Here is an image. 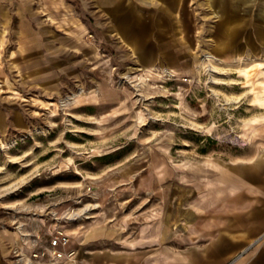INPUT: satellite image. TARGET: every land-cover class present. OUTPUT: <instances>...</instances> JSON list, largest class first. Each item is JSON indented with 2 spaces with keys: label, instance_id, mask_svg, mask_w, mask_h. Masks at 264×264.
<instances>
[{
  "label": "rangeland",
  "instance_id": "obj_1",
  "mask_svg": "<svg viewBox=\"0 0 264 264\" xmlns=\"http://www.w3.org/2000/svg\"><path fill=\"white\" fill-rule=\"evenodd\" d=\"M232 3L0 4V204L16 203L1 213L141 264H200L220 180L264 179V31L256 43L248 25L254 10L264 21V0ZM112 19L138 29L139 46ZM96 226L113 234L87 241Z\"/></svg>",
  "mask_w": 264,
  "mask_h": 264
},
{
  "label": "crops",
  "instance_id": "obj_2",
  "mask_svg": "<svg viewBox=\"0 0 264 264\" xmlns=\"http://www.w3.org/2000/svg\"><path fill=\"white\" fill-rule=\"evenodd\" d=\"M128 1L152 4L159 0ZM4 2L6 0H0V4L3 5ZM253 13V24H248L249 32L252 40L261 44L259 33L264 31V21L257 19L256 10ZM225 16L229 17V14ZM134 19L136 20V17L129 22H133ZM112 20L113 31L122 34L123 38L139 46L141 35L138 29L127 27L121 31L115 30L113 25L115 22L114 19ZM258 48V45H255V50ZM236 173L234 172L230 179L220 180L222 196L218 198L222 206L216 217L217 227L204 231V235L211 239V244L200 255L203 259L200 264L204 262H207L206 264H264V179H258V174L255 177L252 176L251 172L249 176L241 172ZM259 175L264 177V174ZM14 205L16 203L6 206L0 204V264H15L12 249L20 246V240L26 238L22 237L23 234L29 233L27 232L29 221L18 220L16 225V220L9 214L1 213L9 212L4 209L12 210ZM110 234L113 232L108 228L96 226L89 232L87 241L107 239ZM73 241L75 242L74 239ZM72 248L73 255L68 260H61L60 264H141L137 260L141 257L138 251L86 248L77 244ZM153 251L155 257V249ZM205 258L210 260L205 261Z\"/></svg>",
  "mask_w": 264,
  "mask_h": 264
},
{
  "label": "built area",
  "instance_id": "obj_3",
  "mask_svg": "<svg viewBox=\"0 0 264 264\" xmlns=\"http://www.w3.org/2000/svg\"><path fill=\"white\" fill-rule=\"evenodd\" d=\"M47 236L44 238L39 232L23 234L29 242L28 250L21 246L12 249L15 264H58L60 258L70 259L74 249L69 234L54 228Z\"/></svg>",
  "mask_w": 264,
  "mask_h": 264
},
{
  "label": "bare ground",
  "instance_id": "obj_4",
  "mask_svg": "<svg viewBox=\"0 0 264 264\" xmlns=\"http://www.w3.org/2000/svg\"><path fill=\"white\" fill-rule=\"evenodd\" d=\"M249 1H251V0H233L232 6L233 7L234 6L236 7L238 5V3H240V2H249ZM210 58H214V57L212 55H210V54L207 53L205 55V59H210ZM255 66L257 68V71H256L254 77L256 79V82L259 83V85L261 86V89L260 90H255V88H254L253 89V93L255 94L254 96H255V98H256V100H257L260 108L261 109H264V62L257 61L255 63ZM248 71L250 72V70H248ZM244 74L245 75H248L246 71H244ZM250 74H251V72H250ZM249 89H251V88H249ZM62 102L63 101H61V103ZM53 104H54L53 102H50V105H53Z\"/></svg>",
  "mask_w": 264,
  "mask_h": 264
}]
</instances>
